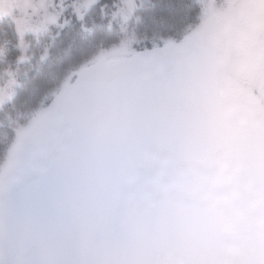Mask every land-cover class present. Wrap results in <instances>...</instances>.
<instances>
[{"label": "snow or ice", "instance_id": "1", "mask_svg": "<svg viewBox=\"0 0 264 264\" xmlns=\"http://www.w3.org/2000/svg\"><path fill=\"white\" fill-rule=\"evenodd\" d=\"M3 16L17 64L30 37L68 54L23 107L0 69V264H264V0Z\"/></svg>", "mask_w": 264, "mask_h": 264}, {"label": "trees", "instance_id": "2", "mask_svg": "<svg viewBox=\"0 0 264 264\" xmlns=\"http://www.w3.org/2000/svg\"><path fill=\"white\" fill-rule=\"evenodd\" d=\"M46 42L47 44L52 43L49 38H46ZM0 47H3L6 51V59L0 58V69L11 65V68L17 69L16 72H18V83L21 87L17 88L15 98L17 107L25 105L33 86L41 84L50 73L56 70L55 65L59 62V59L68 54V49L61 48L59 42H57V46L49 50L50 55L46 60L42 61L40 59L44 54L42 51L34 50L29 61L17 64L16 60L20 52L16 45L13 24L8 18L0 20ZM25 72L27 73L26 77L23 75Z\"/></svg>", "mask_w": 264, "mask_h": 264}, {"label": "rangeland", "instance_id": "3", "mask_svg": "<svg viewBox=\"0 0 264 264\" xmlns=\"http://www.w3.org/2000/svg\"><path fill=\"white\" fill-rule=\"evenodd\" d=\"M14 14L19 15V13H14ZM4 18H8V19L10 20V22H11V18L8 17V16L0 17V20H1V19H4ZM11 23H12V22H11ZM12 24H13V23H12ZM13 27H14V29H15V25H14V24H13ZM46 38H47V37H41V43H40V44H37V43L35 42V40L32 39L31 37L29 38V39L31 40V43L29 44L27 50L24 52V55H26V57H27V59H26L25 61H29V60L32 58L33 53H34V50H40V51H42V52L44 53V45L47 44V42H46ZM16 45H17V40H16ZM17 48H18V46H17ZM18 50H19V48H18ZM19 52H20V50H19ZM20 54H21V53H20ZM25 61H23V62H25ZM23 62H21V63H23ZM11 70H12L13 72H16V71H17V69L14 70V69H12V68H11Z\"/></svg>", "mask_w": 264, "mask_h": 264}]
</instances>
